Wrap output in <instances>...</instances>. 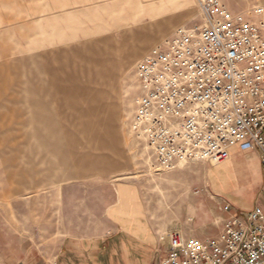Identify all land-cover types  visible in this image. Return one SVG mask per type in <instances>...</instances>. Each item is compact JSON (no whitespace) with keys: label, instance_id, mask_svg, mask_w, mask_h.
<instances>
[{"label":"rangeland","instance_id":"obj_1","mask_svg":"<svg viewBox=\"0 0 264 264\" xmlns=\"http://www.w3.org/2000/svg\"><path fill=\"white\" fill-rule=\"evenodd\" d=\"M222 1L233 15L264 5ZM200 23L196 0H0V264L49 260L67 238L104 236L102 185L138 187L156 231L219 234L226 206L237 208L207 180L233 188L229 161L157 171L130 130L138 64ZM150 32L156 39L133 57Z\"/></svg>","mask_w":264,"mask_h":264},{"label":"built area","instance_id":"obj_2","mask_svg":"<svg viewBox=\"0 0 264 264\" xmlns=\"http://www.w3.org/2000/svg\"><path fill=\"white\" fill-rule=\"evenodd\" d=\"M196 2L201 23L179 27L138 64L130 130L157 171L224 163L239 148L258 153L264 182V5L233 15L222 0ZM161 264H264V210L232 214L205 239L172 232Z\"/></svg>","mask_w":264,"mask_h":264},{"label":"crops","instance_id":"obj_3","mask_svg":"<svg viewBox=\"0 0 264 264\" xmlns=\"http://www.w3.org/2000/svg\"><path fill=\"white\" fill-rule=\"evenodd\" d=\"M164 30L159 27V36H155L160 37ZM151 33H146L147 40L133 57H138L156 39ZM224 168L233 175V188H222L210 176L207 185L215 196L234 200L237 210L230 208L229 218L255 206L264 210V182L258 153L233 148ZM107 189L112 193L109 201L105 195ZM142 194L132 185H102V215L110 222V230L96 239L67 238L52 259L25 264H161L169 248V235L180 231L167 229L162 233L143 221L147 211Z\"/></svg>","mask_w":264,"mask_h":264},{"label":"bare ground","instance_id":"obj_4","mask_svg":"<svg viewBox=\"0 0 264 264\" xmlns=\"http://www.w3.org/2000/svg\"><path fill=\"white\" fill-rule=\"evenodd\" d=\"M229 161V160H228ZM227 162V161H226ZM225 163V162H224ZM220 164H223V163H218V164H213V166H217V165H220Z\"/></svg>","mask_w":264,"mask_h":264}]
</instances>
